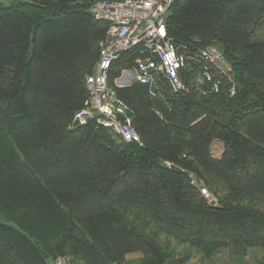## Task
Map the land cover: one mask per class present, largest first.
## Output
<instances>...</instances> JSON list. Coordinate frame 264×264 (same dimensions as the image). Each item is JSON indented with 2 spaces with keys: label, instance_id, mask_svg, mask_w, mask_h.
<instances>
[{
  "label": "trees",
  "instance_id": "obj_1",
  "mask_svg": "<svg viewBox=\"0 0 264 264\" xmlns=\"http://www.w3.org/2000/svg\"><path fill=\"white\" fill-rule=\"evenodd\" d=\"M96 1L0 5V264H186L176 246L264 264V0H176L167 18L175 44L219 47L234 96L215 71L220 93L192 74L188 92L159 83L153 98L112 85L138 50L113 63L142 145L72 124L108 29Z\"/></svg>",
  "mask_w": 264,
  "mask_h": 264
},
{
  "label": "built area",
  "instance_id": "obj_2",
  "mask_svg": "<svg viewBox=\"0 0 264 264\" xmlns=\"http://www.w3.org/2000/svg\"><path fill=\"white\" fill-rule=\"evenodd\" d=\"M175 1L98 0L93 3L90 8L92 17L107 23L108 29L93 72L86 77L88 96L82 108L74 114L73 125L92 124L106 128L125 143L142 145L141 135L133 124V109L109 86L113 63L123 54L136 50L139 56L129 74L133 83L146 87L153 98L160 93L159 83L168 84L176 93L188 92L186 78L192 74L198 85L207 87L203 93H220L223 84L215 77V71L221 72L231 83L227 93L236 94L234 80L219 49L195 44L177 45L170 37L167 18ZM199 188L210 197L206 189ZM48 264L80 263L70 256H62Z\"/></svg>",
  "mask_w": 264,
  "mask_h": 264
},
{
  "label": "rangeland",
  "instance_id": "obj_3",
  "mask_svg": "<svg viewBox=\"0 0 264 264\" xmlns=\"http://www.w3.org/2000/svg\"><path fill=\"white\" fill-rule=\"evenodd\" d=\"M10 2H11V0H0V5L1 4L2 5H9ZM105 35H106V33H105ZM104 38H103V40H104ZM103 40H102V42H103ZM253 41L254 42H262V41H264V29L262 31L258 32L253 37ZM217 48H219V47H217ZM224 62H226V61L224 60ZM225 67H226L227 71L230 72V68L227 66V63H225ZM216 70L219 71L218 69H216ZM127 73H128V75H130L129 73H131V71L127 70ZM124 76H125V73H123L121 79L117 78L115 80H112V85H114L117 88H122V87L126 88V87H128V86H125V85H122V84L120 85V83L118 82V80L120 81V80L124 79ZM230 76L233 78L232 75H230ZM132 84H130V85H132ZM161 85H162V87L164 86V84H161ZM161 85H160V87H161ZM232 96H234V95H232ZM222 150H223L222 144L220 142H215V144L213 145L214 156L215 157H220V155L222 153ZM201 192H202V194L204 193L203 191H201ZM203 195L205 196V194H203ZM207 199H210V197H207ZM176 252L179 255L178 256L179 258H185V257L188 258L186 264H234L233 257H231L228 254V252H225V251L219 252L213 259H205L200 253L197 252V250L190 249V248H188L186 246H176ZM261 255L262 254L260 252H250L249 253L250 257H260ZM127 257L129 259V261L130 260L132 261L134 259L139 258V254L129 255ZM252 259L253 258H249V261L252 260Z\"/></svg>",
  "mask_w": 264,
  "mask_h": 264
},
{
  "label": "crops",
  "instance_id": "obj_4",
  "mask_svg": "<svg viewBox=\"0 0 264 264\" xmlns=\"http://www.w3.org/2000/svg\"><path fill=\"white\" fill-rule=\"evenodd\" d=\"M122 77H120L121 79ZM118 82L120 83V85H125V86H130V84L133 83V79H132V75H128V73H125L124 79L122 80H118Z\"/></svg>",
  "mask_w": 264,
  "mask_h": 264
},
{
  "label": "water",
  "instance_id": "obj_5",
  "mask_svg": "<svg viewBox=\"0 0 264 264\" xmlns=\"http://www.w3.org/2000/svg\"><path fill=\"white\" fill-rule=\"evenodd\" d=\"M199 187H201V185L199 184ZM215 204V201H212L211 202V205H214Z\"/></svg>",
  "mask_w": 264,
  "mask_h": 264
}]
</instances>
